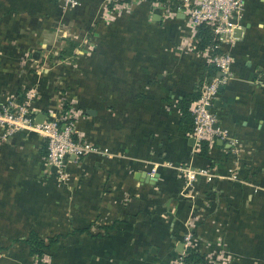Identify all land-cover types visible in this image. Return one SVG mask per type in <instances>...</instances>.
<instances>
[{
    "label": "crops",
    "instance_id": "0c3cea01",
    "mask_svg": "<svg viewBox=\"0 0 264 264\" xmlns=\"http://www.w3.org/2000/svg\"><path fill=\"white\" fill-rule=\"evenodd\" d=\"M48 10V0H0V28L22 31L31 26L41 32L47 24ZM183 19L184 15L175 11L173 18L164 21L160 12L152 11L149 21L141 23L144 29L138 28L139 23L136 27L131 25L134 37L121 38L117 45L101 40L99 49L89 56L90 67L78 80L77 93L86 94L87 105L93 108L94 116L88 119V136L110 153L105 166L93 160L95 166L89 173L93 175L97 192L92 197L96 202L102 194L99 204L113 223L102 227L105 236L100 234L102 230L96 235L75 231L67 251L71 254L70 264H156L154 258L163 256L173 246L176 237L169 233L175 218L168 214L173 212L171 193L181 184L168 172L148 174L140 164L150 156L183 164L196 175H203L196 176L194 185L198 190L201 187L210 190L207 219L215 221L216 229L223 225L219 233L221 242L240 264H251V260L264 264V196L257 193L264 191V0H245L241 25L236 27L239 36H234L231 46V77L218 91L213 106L217 127L226 136L208 142L205 157L197 155L199 143L190 141L189 135L186 137L178 130L176 102L197 89L205 72V66L198 65L193 54L181 53L180 47L186 42L179 40ZM0 41L4 44L3 39ZM8 63L0 60V101L5 93L13 94L11 77L19 76L22 69L15 72L8 68ZM39 69L23 75L49 73L45 68ZM75 76L71 73V77ZM138 90L141 95L134 97ZM38 137L34 133L19 134L9 145L0 148V264H27V258L31 257L27 247L15 240L25 238L29 231L39 235L31 225V188L25 189L33 181L32 167L44 159L38 154L41 143ZM97 163L105 169H97ZM227 170H237L240 175L236 178L235 174L232 179L227 177ZM154 174L157 178L151 181ZM107 175L109 180L104 190L108 185L111 188L100 193L102 188L97 181L101 178L104 181ZM163 180L164 184L160 183ZM156 187H162L169 197L160 206V210L169 212L166 216L170 218V228L162 236L168 241L157 245L161 239L159 229L151 236L130 229L116 230L115 223L129 221L123 209L134 216L149 207L143 197L123 209L116 206V201L126 192L145 194ZM91 202L89 208L97 206ZM109 226L112 228L106 230ZM179 244L176 243L175 250H181Z\"/></svg>",
    "mask_w": 264,
    "mask_h": 264
},
{
    "label": "rangeland",
    "instance_id": "374dc122",
    "mask_svg": "<svg viewBox=\"0 0 264 264\" xmlns=\"http://www.w3.org/2000/svg\"><path fill=\"white\" fill-rule=\"evenodd\" d=\"M240 1L242 3V19L245 0ZM182 2L183 0H92L90 2L87 0H48L50 10L45 14L47 24L42 27L41 32L38 27L31 28V26L25 27L22 31L0 28V39L4 41V44H0V60L9 62L8 68L11 67L15 72L22 68L19 76L11 77L13 94L5 93L1 101H13L16 105L27 106L37 114L41 111L45 117L51 112L55 115L59 126L68 127L72 131L71 137L74 142L86 146L85 151L77 160L72 163L68 161L59 172L51 171L50 167L45 162L43 163L44 159L40 160L37 167H32L33 181L25 188L26 190L31 188L32 193L33 204L29 209L31 225L38 231L42 239L45 241L56 239V243L41 257L27 258V264H70L71 254L67 251L71 248V236L75 231L86 228L87 234L96 235L103 226L113 223L107 212H103L104 207L99 204L102 194L100 200H96V202L92 197L97 195V192L94 191L93 175L89 173L95 166L93 160L99 161L105 166V161L109 159L108 154L110 153L88 136V119L94 116L93 108L87 105L86 94L77 93L78 80L89 69V56L99 49L101 40L107 39V44L117 45L121 38L135 36L131 25L136 27L139 26V23L142 26L138 28L144 29V25L141 23L149 21L150 12L155 10L160 12L162 20L165 21L174 17L171 11ZM224 4L228 8L232 5V0H226ZM136 6L142 10L135 9ZM203 11H207V8L204 7ZM140 13L143 15V19H141ZM187 16H184L180 26L179 40L180 42L186 40L182 44L184 47L182 45L180 47L181 53L193 54L198 65L212 66L205 64L203 57L196 54H201L202 52L199 51L203 49H196L195 42L197 40L193 35L190 38V31H187L190 18ZM136 18L140 21L138 22ZM203 23L210 27V44L215 43L216 39L211 31L212 25ZM6 39L9 41L5 42ZM110 51L114 54L120 52L111 49ZM127 57L129 58V56ZM127 64L129 66V61ZM39 68H45L49 73L40 72L39 76L27 75L25 77L23 75L26 71H39ZM213 68L215 69V67ZM71 73L76 75L75 78L71 77ZM77 76L80 78L77 79ZM114 79L115 77H111V80ZM207 81L204 79L197 84L199 92ZM138 92L139 90L133 96L139 97L141 93ZM112 113H114L113 110ZM24 133L36 134L21 129L2 138L0 132V148L9 145L13 137ZM36 136L39 135L36 134ZM143 161L140 166L146 168L148 174L152 175L155 171L160 170L164 175L168 172L172 179L179 182V185L181 184L176 192L171 193L174 195L171 199L174 201L173 212L160 210V206H164L163 201L166 198L169 199L168 193L162 187L152 188L145 194H139L137 191L126 192L120 198L121 200L116 201V206L120 209L127 208L133 200L140 197L145 199V203L149 207L145 212L139 211L134 216L125 213L123 209V214L129 221L115 223L116 230L130 229L137 233H143L145 236H151L159 229L160 231L157 233L161 239L157 245H161L168 241L166 237L162 236L167 234L170 228V218L166 216L169 213L168 215L175 218V225L169 234L174 235L176 240L173 239V246L163 256L154 258L156 264H187L185 257L188 251L196 252L203 259L202 263L240 264L235 255L229 253L225 243L221 242L222 238L219 233L223 230V225L216 229L215 221L207 219L210 217L208 205L212 196L208 193L209 189L201 187L198 190L195 187L196 176H200V174L194 173V179L188 181L185 177L188 166L177 162L172 163L166 159L157 158V156H150ZM96 168L102 171L105 169L98 163ZM127 170H131L128 165ZM235 174L236 178L240 175V173L237 175V170H234L229 172L227 177L234 178ZM100 175L105 177V173L100 172ZM102 179L97 181L102 188L99 192H108L111 186H106L107 190L104 188L109 180V175L104 181ZM160 183L164 184V180ZM257 193L261 194L259 197L264 196L263 190ZM157 199L158 201H156ZM37 201L38 204H35ZM47 201L50 204H47ZM90 202L97 206L89 208ZM128 215L132 218L128 219ZM100 232L103 236L106 235L104 230ZM20 239L22 238L16 239L15 242ZM65 241L67 242L65 243ZM176 243L185 246L182 247V250L177 251L174 249ZM251 264L262 263L259 260H251Z\"/></svg>",
    "mask_w": 264,
    "mask_h": 264
},
{
    "label": "built area",
    "instance_id": "2783aa9c",
    "mask_svg": "<svg viewBox=\"0 0 264 264\" xmlns=\"http://www.w3.org/2000/svg\"><path fill=\"white\" fill-rule=\"evenodd\" d=\"M225 1L183 0L176 7L177 12L190 18L187 30L190 31V38L194 35L196 27L205 22L212 25L211 31L216 39L215 43L199 51L202 52L201 54L195 52L203 57L205 64H210L216 69L214 75L201 88L199 98L190 107L192 128L189 137L197 143L201 140L210 142L214 137L226 136L225 131L217 127V115L213 106L218 97V88L226 85L231 77L230 67L233 63L231 46L235 40L233 30L241 25L242 3L240 0H232V5L227 8ZM204 7L207 11H203ZM171 13L174 14L175 11ZM36 115L37 113L27 106L16 105L13 101H0L1 137L5 138L21 129L35 132L46 143L45 164L50 168L54 167V172H59L68 161L77 160L86 146L74 142L71 137L72 131L68 127L59 126L55 115L51 112L47 117L44 116L41 122L35 121ZM213 125L216 127L213 128ZM185 172L188 181L194 179V172L191 170Z\"/></svg>",
    "mask_w": 264,
    "mask_h": 264
},
{
    "label": "trees",
    "instance_id": "16d2710c",
    "mask_svg": "<svg viewBox=\"0 0 264 264\" xmlns=\"http://www.w3.org/2000/svg\"><path fill=\"white\" fill-rule=\"evenodd\" d=\"M164 1V0H159ZM176 11V8H173ZM193 37L197 40L195 42V48L200 50L206 45L210 44L211 32L210 27L205 25L203 22L196 27V32H194ZM215 73V69L212 66H206L204 74L200 77L199 81L202 82L204 79L209 80ZM200 92L195 89L190 94H184L176 102V108L179 113L178 130L184 135L188 136L192 128V116L190 113V107L194 101L199 98ZM41 139V138H40ZM74 139V138H73ZM208 142L201 140L199 142V151L197 153L200 157H205L207 154ZM38 154L45 159L46 156V143L41 140L40 147L38 149ZM106 227V230L111 229ZM78 231L86 232L87 229H79ZM22 242L27 247L28 256L41 257L45 251L49 250L52 245L56 243V239H42L36 232L29 231L27 236L23 239L18 240ZM187 264H196L203 262V259L197 255L196 252L188 251L185 257Z\"/></svg>",
    "mask_w": 264,
    "mask_h": 264
},
{
    "label": "water",
    "instance_id": "95a60500",
    "mask_svg": "<svg viewBox=\"0 0 264 264\" xmlns=\"http://www.w3.org/2000/svg\"><path fill=\"white\" fill-rule=\"evenodd\" d=\"M156 15V14H155ZM154 15V16H155ZM157 16V15H156ZM239 32H240V30L238 29V28H235L234 30H233V36H235V37H238L239 36ZM221 90V87H219L218 88V91H220ZM43 120V115L42 114H37L36 115V117H35V121L36 122H41ZM216 126L215 125H213V128H215ZM190 141H193V138H190ZM71 158H73V157H71ZM55 169H54V167H51V171H54ZM141 176H145L144 174H142ZM156 178H157V174H154L152 177H150V180L151 181H155L156 180ZM182 244H179L178 245V248H180L181 250H182ZM177 251H180L179 249L177 250Z\"/></svg>",
    "mask_w": 264,
    "mask_h": 264
}]
</instances>
